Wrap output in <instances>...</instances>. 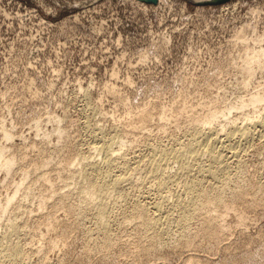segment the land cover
<instances>
[{"label": "rangeland", "instance_id": "1", "mask_svg": "<svg viewBox=\"0 0 264 264\" xmlns=\"http://www.w3.org/2000/svg\"><path fill=\"white\" fill-rule=\"evenodd\" d=\"M205 1L207 0H158L156 4L151 5L140 0H0V120L5 121L6 127L13 134L12 139L5 143L7 152L10 154L16 148L21 147L23 150L25 148V154H28V156L27 159L25 158V161L21 162L24 164L28 160H33L28 163L29 165L34 161L36 162V160L40 161L39 155H41V152L38 149L40 141L45 140L46 143H44L48 144V149H56L53 156L55 158H52L53 160H51L50 164L44 168L50 172L49 184L52 188L48 184H45L44 186L47 189L43 186L42 190L39 187L41 186V182L36 183L35 181L34 184L32 181L36 179V174L40 171L37 170L38 172L30 173L24 185L28 186L30 184L31 186H29L34 188H31L32 191L29 192L30 196L26 199L27 203L24 201L23 208L20 207L21 210L17 209L18 213L16 209L12 211L13 215H10L12 214L11 210L7 211L3 220L15 219L17 223H20L23 218V222L24 220L30 221L39 214L40 218L38 216V219L35 218L36 221H34L35 219L33 220V224L35 222L38 223L42 220L44 214L48 215L49 211L53 210L51 207L53 205L51 204L53 202L56 203L58 198V195L53 197L54 192L52 191L54 188L55 191L61 188L59 192L61 193L62 190L65 193L68 191L67 189L76 192L80 188L79 184L83 187L85 186V184H82L83 182H80L81 179L79 180V178H73L72 180V178L70 179L71 175H68L69 178H66L67 174H70L68 173L70 171L64 168V161H68L72 156L76 159L75 155L81 153L80 149L81 151L84 150L82 146L87 149L90 143L89 140L91 139L90 136L88 140L90 132L85 127L87 123L90 127L93 124L94 126L95 124L96 126L99 124L98 126L105 127L108 131H113V133L115 132L114 130L122 132L124 129V134L130 133L127 135L130 139L135 138L134 135L137 134L136 140L140 142L136 141L134 146L137 147L138 145V148L141 150L139 151L138 148L133 147L135 148V152L137 150L138 153L142 154L145 151H143V146L141 147L142 140L148 139L152 143H161L162 141L161 144L168 145L171 136L181 139L182 133L186 129H189L188 126H191L186 115L180 118L181 120L178 119L179 121L171 119L168 122H164L167 132L165 129L162 130L160 127L164 123L157 120L156 112L158 113L163 107L164 109L166 108V111L170 109L171 111H169L173 112L177 107L186 103L189 106L191 105L195 112L199 110L201 113L207 110L208 106H213L215 103L216 106L223 107L232 101H234L232 103H235L238 100L237 98L242 97V95L247 98L251 92H255L256 89L261 88L258 87L259 84L263 85L262 88L264 87V70L262 71L261 69L255 72L256 76L254 77L257 78L255 80L253 77L252 80L254 82H252L250 88L242 87L241 80L243 77L238 67L240 68L239 51H241L240 49L243 44L236 42L235 38L233 39L236 34L241 33L243 30L242 34L246 37L264 33V0H229L221 4L201 3ZM234 46L236 47L234 48ZM237 49L239 50L237 51ZM87 90L90 94L88 98H84L85 94L83 92L85 93ZM84 100L87 103L83 102ZM210 101L212 102L210 103ZM88 105L91 106L87 108ZM94 106L95 108L97 107L96 109L99 114L95 112ZM142 107L147 110L150 109V111L153 109L152 112L155 110L154 115H156L153 119L154 121L147 123L144 129H138V132H134L135 128L131 124L137 120L136 111L143 109ZM244 110H234L233 112L240 113ZM252 110V107H248L245 112L251 113ZM169 111H167L168 114ZM56 114L62 119L60 124L46 123L49 116L52 117ZM127 114L130 117H127ZM90 117L93 119L91 120ZM82 118L88 121L85 122ZM37 120L44 121L38 136H36L34 127ZM95 121L99 122L95 123ZM170 121L171 124L169 123ZM180 123H184V126ZM149 124L151 125L149 126ZM185 124L188 126L185 127ZM176 126L178 129H176ZM118 127L121 128L119 129ZM55 128L59 129L60 135L55 131ZM179 130L181 131L179 132ZM177 132L179 135L176 134ZM149 134H151V137ZM145 135H149L147 136L148 138ZM164 138H168V140L166 139L165 141ZM155 139L156 141H154ZM263 141H258L260 144L257 141L254 145L252 144V148L249 147L251 150L248 148V154L246 152L242 158V162L247 169H245V172L248 171V173L246 172L248 175L245 173V176H247V179L249 178V185L251 184L250 190L252 189V184L260 183L255 186H257L256 188L261 187L264 191V171L261 172L264 165H261L263 167L257 165L258 161L259 164L260 162L261 164L264 162V159H262L264 157V148H260L259 150V147H257V144L264 146ZM133 147L127 149L128 151L125 150L126 152L124 151L126 154L131 152L126 155H130L127 158L131 157L134 150H132ZM253 149L257 151L253 152ZM33 152H36V156ZM95 154L93 156L98 157V160L101 161V155ZM246 155L247 157H245ZM190 157H187V160L191 163V160L194 161V159ZM95 159L97 160V158ZM246 160L248 164L245 162ZM27 162L25 163L26 165L22 163L21 165L27 166L26 168L31 167V169H35L32 165L28 167ZM60 162H63L64 166L61 164L60 167ZM73 167L71 166L70 168L73 169ZM175 167L176 164H174V170L176 169ZM77 168H79V165H77ZM173 169L172 171H174ZM137 176L133 177V180L135 178L140 180L139 176ZM12 177L13 174L11 173L4 179L3 172H0L1 199L4 197L5 189H7L6 186ZM66 179L68 183L65 181ZM68 179L72 182L76 179L77 186L74 185L75 182L72 183L73 185L69 183ZM64 182L71 185L69 187L66 185V187ZM127 182L130 183V181ZM255 186H253V189ZM23 189L24 186H22L21 191L18 193L15 202L22 198ZM138 189L134 192L141 195ZM146 189L147 184L145 189L142 188L141 191ZM41 190L43 191V195L48 197L46 202L51 206L47 203L48 206L44 207V211L43 209L41 211L37 209V213L34 208L37 207L39 196L42 195ZM248 193L246 194L248 196L245 195V205L243 202H241L242 205L241 203L238 204V206H241H239L241 212L244 209L243 206H248L247 210L244 209L247 212L243 211V214L241 212L237 214L236 211L233 213V210H228L229 213L224 208L219 209V211L217 210L219 213L223 212L220 211L223 209L225 213L227 212V215L221 217L222 219L218 218V221L214 222L217 225L216 228L219 233L217 237L219 238L218 241L213 242L212 240L214 239L209 241L208 238L202 241L204 237L200 238L199 236V242L198 240L190 242V244H194L193 246L191 245L192 247L188 243L180 244L181 247L177 246L179 244L176 243L177 245L175 244L174 246L178 248L176 249L173 247L172 242V245L168 243L167 245L169 246H164L165 250L162 247L163 249L161 248L160 251L156 250V253L149 251L146 254L144 252L139 255L137 251L135 252L133 245L137 240L136 235L133 234H136V228L133 226V223L132 225L130 222H127L131 224H128L129 229L126 227L127 223L123 226L126 229L121 228V231L118 228L119 225H115L118 229L113 226V228L115 227V233L112 244H115L111 245V249H108L111 251L114 249V252L112 251L111 253L109 251V256L108 249H97L95 251L94 240H89L87 241L88 243L84 241L83 233H81L82 230L79 229L80 233L78 229L77 231H73L74 228L71 227V229L68 225H71L72 221H74H70V217L74 219V216L64 212V209H62L64 211L60 210L61 208L59 207L60 213H58L59 210L57 208H54L52 213L57 210L54 214L58 213L55 217H61L60 219L58 218V222L62 225V228L65 225L64 223H66L65 226L69 228L68 231L71 234L76 232L73 233L74 237L72 235L71 237L69 232V234L67 233V237L69 235L71 239L67 238L69 243H63L67 247L65 245L63 247L62 241H60L61 244L59 243L58 245L59 250L58 248L50 250L52 251L51 253H49L50 251H45L47 249L46 241L50 237H52L50 240L54 238L61 239L60 227L59 231L56 230L57 233L54 230L53 232H47L46 235L50 236L49 238L46 235L43 236L45 237H42L43 240H37L33 235L30 236L32 230H29V235L24 232L21 236L23 237L22 239L15 235L14 239L12 236L11 238L15 241L21 240L20 242L22 243H26V241L27 243L33 242L35 238L34 243L42 241L46 245H43V248H46L42 249V251L44 250L43 252L41 251L43 254L39 252L36 255L31 254L29 256L31 258L28 261L30 264H37L44 257L45 261L48 262L47 264H131V260H133L134 264H264V193L259 192L256 194L257 197L251 192ZM50 194L52 197L49 198ZM250 194H252L251 198ZM260 195L263 197V200ZM149 197L155 200L152 189H150ZM252 201H257V203H254L259 207L256 208L255 204L252 206ZM246 202L250 203V205H247ZM28 203L31 205L28 206ZM26 207H28L27 210ZM23 209L25 210L23 211ZM248 209L251 210L249 211ZM28 210H34L36 214L34 211H31L33 213L31 214ZM42 211L44 212L43 214L40 213ZM24 212L26 214L22 217ZM29 214L31 215L30 220H27L26 215L29 219ZM64 214L70 215V217L68 216L67 218ZM213 214L210 213V215ZM7 216L11 217L8 218ZM13 216H16V218ZM214 216H217V214L215 213ZM88 220H85V227L92 228L93 223L91 225L92 221ZM26 221L24 223H27ZM31 221L30 223H32ZM30 223L28 222L27 224L29 225ZM33 224L29 226L34 227L35 225ZM195 225L194 228L198 227L197 223ZM3 228L5 227L2 226L0 229L1 234L4 233L2 232ZM131 228L135 229L132 230ZM117 231L120 232L117 233ZM125 232L130 234H123ZM24 234L25 237L28 235L26 239L24 238ZM55 234H57L58 238H56ZM79 235H81L83 240L79 241L81 239ZM94 235L97 237L96 232H94ZM119 235H122L121 238L126 235V238H123V240L125 242L129 240L127 242L130 244L124 243L123 240L122 244ZM95 236L94 238H96ZM127 236H130L131 239ZM46 238L48 239L46 240ZM132 239H135V241ZM24 240L25 242H23ZM116 241H120V244ZM132 241L133 243L131 244ZM85 242L88 245L89 243L92 245V247H88L89 250ZM37 245H40V243ZM82 245L85 246L83 247ZM183 245L186 248L187 246L191 247L192 250H189V248L187 250ZM168 247L171 248L169 249ZM118 248L124 251H120ZM131 249L133 255L137 257H131L132 252H129ZM93 250L96 253H93ZM102 251H106L103 253L105 256H103ZM90 252L93 256H91ZM97 252H100V256L97 255ZM139 256L140 261L137 260ZM142 256L143 259L141 258ZM102 257L103 261L100 260ZM37 258H40V260L37 261ZM35 261L37 262L34 263Z\"/></svg>", "mask_w": 264, "mask_h": 264}, {"label": "bare ground", "instance_id": "2", "mask_svg": "<svg viewBox=\"0 0 264 264\" xmlns=\"http://www.w3.org/2000/svg\"><path fill=\"white\" fill-rule=\"evenodd\" d=\"M240 30H242V29H240ZM243 31L241 33L239 32L238 34H236V36L234 35L235 37H233V39L235 38L236 42L243 44L242 48L240 49L241 51H239L240 52V55H239L240 59L239 60L241 62L239 61L240 68L238 67V69H240V72L242 73V77H243L242 80L240 79L242 81V83H241L242 87L250 88V86L252 85V82H254V80H252V79L254 76H256L255 72L257 70H260V69L262 71L264 70V33L261 35H259V33H258V35L255 34V35H251L250 37H246L242 34ZM253 32L256 33L255 31H253ZM235 47L236 46H234V48ZM238 50L239 49H237V51ZM236 55H237V52H236ZM235 59H237V58H235ZM236 63H238V62H236ZM237 75H238V72H237ZM256 78L254 77L255 80H256ZM262 86L263 85L259 84L258 87H261V88L259 89L257 87L258 90L256 89L255 92H251L247 98H245L246 96L244 97L242 95V97L237 98L238 100H236L235 103H232V102H234V101H232L230 104H227L223 107L222 106H216L215 105L216 103H215L213 106L212 105H210V107L208 106L207 110L202 111L201 113L199 110H198V112H195L194 108L192 109L191 105L189 106L186 103L182 104L180 107H177V109H175V111H173V112H170L171 110L167 108L168 109L167 111L170 110L169 114L167 113L166 108L164 109V107H163V109H161V110L159 109L160 111L158 110L159 112L158 113L156 112L157 115L155 114L158 121H160L162 123H164L166 121L168 122V120H171V119L175 120V121L176 120L179 121L178 119L187 115L186 117H188L187 119H189L191 126L189 127L188 125L185 124L186 125L185 127L188 126L189 129L187 130L185 128L186 129L185 132L184 133H182L183 131L181 132L182 133L181 139L175 138V136H171V137L168 136V137H170V139H169L170 142L168 145L161 144L162 141H161V143L160 142L159 143H156V142L152 143L148 139L147 140L145 139L144 141L142 140L141 147L143 146V148H144L143 151L144 150L146 151V152L144 151L142 154L140 152L138 153L137 150L135 152L134 147H136V146H134V143H136V141H139V140H136L137 134L134 135L132 133L135 136V138L130 139L127 136L130 133L124 134V132H123L124 129L123 130L121 129L122 132H118V131L114 130L115 132L113 133V131L112 132L108 131L105 127L98 126L99 124L97 126H96V124H95V126L93 124V126L91 125V127H90V125L87 123L85 125V127H87L89 132H90L89 137L87 136L88 140L91 136V139L89 140L90 143L88 144L87 149L82 146L84 141L87 139L86 138L81 143L82 145H80V146H82V148L84 150L85 149L86 150L84 151L82 149L83 151H81V149H80L81 153H77L76 155L74 154L75 157H77L76 159L73 158L74 156H72V158L70 157L68 159V161H64L65 162L64 168H67L70 171V172H68L70 174H67L66 178H69L68 175H71L70 179L72 178V180H73V178H76V179L79 178V180L81 179L80 182H83L82 184L83 185L85 184V186L83 187L82 185L79 184L78 186L81 189L78 187L79 190H77L76 192L74 190L67 189L68 191L63 193V191L61 190V193H63V194H61L59 192L61 189L60 187H59L60 189L58 191H57V189L55 191V188H54V190L52 189L53 190L52 192H54L53 197H55V195H58L57 201L55 200L56 203L53 202L54 204L53 203L51 204L53 206H51L48 202H46L48 197L43 195L42 187L45 184H48L49 187L52 188V186L49 184V181H50L49 173L50 172L44 168L47 167L50 164L51 160H53L55 158V157L53 158V156H54L56 149H53V148H52L53 150L48 149L47 148L48 144H45L46 143L45 140L44 141L42 140L38 144V147H39L38 149L41 152V155H39L40 161L38 162L35 159L36 162L34 161L33 163L29 164V165H32V167H35V169H31V167L26 168L27 166H22L21 161H25L27 159L28 154L26 155L25 154V148L23 150V148H21V147L16 148V150H14V152L8 154L5 143L9 142L12 139L13 134H12L11 130L6 127L5 121L0 120V124H1L0 125V127H1L0 128V172H3L4 179L7 176H9L11 173L13 174L12 179L10 180V182L6 186L7 189H5L4 197L2 199L0 198V229L2 228V226L5 227L2 229V232H4V233L1 234V232H0V234H1V238H0V264H30V262H28L31 259L29 256H31V254L36 255L39 252H41L42 249L45 248V247L43 248L44 244L42 241H39L40 245H37V244H39L37 242L34 243L35 238H37V240H40V239H42L43 236L46 235L47 232H50V231L53 232V230L55 231V233H57L56 230L59 231V229L61 228L60 229L61 230V233H60L61 239H55L54 238V239L50 240V238H52V237L49 238L50 235L49 236L46 235L49 238V240H47L48 238H46L47 241L44 239L46 241V245H47V249L45 248L46 252L58 248L60 241H62L63 247L65 245L63 243H67V242L69 243V241H67V238H69V235L67 237V233L69 232L68 231L69 228H67L65 226L66 223H64L65 225H63L64 227L62 228V225L58 222L59 217H55V216H57L58 213H60V210H62V209L65 210V211L64 210H62V211L67 212L68 214H71L72 216H74V219H73L70 217V215H68L70 217V221L74 220V221H72V223L68 222L69 219H67L68 220L67 222L71 223V225H68V224L67 225L70 226V228L71 227L74 228L73 231H75V230L77 231V229L82 230L81 233H83V236H84L83 238L85 239L84 241H86V242L89 240H94L93 245L96 247L95 251H97V249H100V250H105V249L107 250L108 248L111 249V245L115 244V243L112 244L113 238H114L113 236L115 233L114 229L116 227L115 225H117V226L119 225L118 228L121 231V228H123L124 224L127 222H130L131 224L133 223L134 225L133 224L132 225L135 226V228H136V231H135L136 234L135 233H133V234L136 235L137 240H136V243L134 242L135 244H133V245H134L135 252L137 251V254H139V255H141L140 253H144V252H145L144 254H146V252L148 253L149 251L150 252L154 251L156 253V250L160 251V249L162 247L166 246L168 243L171 244L172 242H173V247L175 246L176 243L179 244V245L176 244L177 246H180V244L182 245L183 243L184 244L185 243L190 244V242H192L193 240L194 241L198 240L199 236H200V238L204 237V238H202L203 239L202 241H204V239H207V238L209 241L212 239H214V240H212L213 242L218 241L219 238H217V237L219 236V233H218V230L216 228L217 225H215L216 223H214V222H216V220L218 218L222 219L221 217H223L224 215H227L226 214L227 212L225 213L224 209H226V211L233 210L234 211V212L232 211L233 213H235V211H236V213L238 214V212L239 213L241 212V210H240L241 206L239 205L240 206L239 207L238 204L241 202H243V204H244L245 195L248 192L253 193L254 196L256 194H258L259 192L264 193V191L261 187L256 188L257 186H255V185L260 184V183L255 182L256 184L255 185L252 184V186H251L252 189L251 190L249 189L251 184L249 185V183H250V181H248L249 178L247 179L246 178L247 176H245V173L246 172L248 173V171L245 172L246 168L244 166V163L242 162L243 161L242 158L246 154L247 150L252 148L251 145L252 144L254 145V143L256 141L262 142V140H264V87L262 88ZM80 89H82V88H80ZM88 90L85 93L83 92V94H85L84 98H86V97L88 98V96L90 94V93H88ZM216 100H218V99L216 98ZM91 101H92V99H91ZM91 101H89V102H91ZM83 102H85V100ZM211 102L212 101H210V103ZM226 102H229V101H226ZM85 103H87V102H85ZM85 105H87V104H85ZM90 106L91 105H88L87 108ZM194 107H195V105H194ZM198 107H199V104H198ZM202 107H203V105H202ZM248 107L253 108L251 113L247 112V111H246L247 113L245 112L246 108L248 109ZM87 108H85V109H87ZM96 108L94 106V110ZM80 109L83 110L84 108H80ZM152 110L153 109H151V111H150V109L147 110L146 108H143V109L136 111L137 113L134 112L137 114V118H136L137 120L136 121H133L134 119L131 120V121H133V123L131 125H133V128H135L134 132L135 131L138 132L139 131L138 129H144L146 127L147 123H149L150 121H154L153 119L155 117V115H154L155 110L153 112H152ZM193 110H194V112H193ZM234 110L235 111L244 110V111L239 113V112H233ZM85 111H87V110H85ZM95 112H97V109ZM95 112L93 111L94 114H95ZM83 113H85V112H83ZM86 114H89V113H86ZM97 114H99V113L97 112ZM97 114H95V115L97 116ZM127 117H130V115H128ZM90 118H91V120L93 119L92 117H90ZM82 119L84 120V118H82ZM130 119H132V118H130ZM61 120H62L61 117H59L56 114L52 117L49 116L46 120V123H58V124H60ZM87 121H85V122H87ZM43 122L44 121H39V120H37L35 122L34 127H35L36 136L39 135L38 133L42 128ZM97 122H99V121H97ZM97 122L95 121V123H97ZM112 122H114V121H112ZM129 123H131V122H129ZM155 123H157V122H155ZM169 123L171 124V121ZM215 123H217V124L215 125ZM161 124H159V125H161ZM183 124H181V125H183ZM112 125H113V123H112ZM117 125H116V127H117ZM150 125L151 124H149V126ZM154 126L157 127V125H155V124H154ZM179 127H180V125H179ZM123 128H124V126H123ZM133 128H132V130H133ZM160 128L162 130H164L165 129V123L162 124ZM82 129H84V128H82ZM169 129H171V128H169ZM176 129H178L177 126H176ZM86 130H85V132H87ZM149 130H150V128H149ZM55 131L58 132L60 135V131L58 128H55ZM128 131H129V129H128ZM156 131H158V130H156ZM176 131H173V132H176ZM180 131L181 130H179V132ZM166 132H167V130H166ZM141 134H142V132H141ZM155 134L158 135L157 133H155ZM176 134L179 135L178 132ZM139 135H140V133H139ZM139 135H138V138H139ZM149 135L151 137V134H149ZM149 135H147V136H149ZM164 135H165V132H164ZM164 135L162 134V136H164ZM168 135H169V133H168ZM156 138H158V137H156ZM166 139L168 140V138H166ZM166 139L164 138L165 141H166ZM154 141H156V139ZM167 143H168V141H167ZM263 145H264V143H263ZM33 146H35V144H33ZM261 146L262 145L257 144V147H259V150H260V148H264V146H262V147ZM85 147H86V145H85ZM131 147H133L132 150L133 149L134 150L132 151L131 157L127 158L130 155L129 156H126V155L131 153V152L126 154L125 150H127ZM136 148H138V145ZM26 150H28V149H26ZM140 150L141 149H139V151ZM254 151H257V150L253 149V152ZM261 151H263V150L261 149ZM76 152H77V149H76ZM95 153L99 156L101 155L100 156V158H102V159H100L101 161L98 160V157L93 156V154H95ZM34 154L36 156V152ZM37 154H39V153H37ZM247 154H248V152H247ZM251 154H253V153L251 152ZM25 155H26V157H25ZM188 155L194 159V161L191 160L192 161L191 163L187 160V157L189 158ZM91 156H92V159H91ZM205 156H206V158H205ZM263 156H264V154H263ZM94 157L97 158V160ZM245 157H247V155ZM245 157H244V159H245ZM37 158H38V156H37ZM262 159H264V157ZM31 161H33V160H31ZM31 161H29V160H28V162L26 161L27 165ZM59 161H61V160H59ZM59 161H58V165H59ZM261 161L263 162V160H261ZM245 162H247V160ZM258 162H257V165H260V166L264 165L263 164L264 162L262 164H261V162H260V164ZM61 164L63 165V162H60V167H61ZM174 164H176L175 170L173 169ZM247 164H248V162H247ZM247 164H245V165H247ZM29 165H28V167H29ZM77 165H79V168H77ZM71 166L72 167L74 166L73 169L70 168ZM255 167H257V166L255 165ZM261 167H263V166H261ZM261 167H259V168H261ZM172 169L174 171H172ZM263 169H264V167L262 168V170L260 169L261 172L264 171ZM37 170L40 172L37 173L38 172ZM35 171H37L36 172L37 176L35 177L36 179H33L32 181H33V183L35 181H36V183L41 182V186H39V187H41V189H42L40 191V192H42V195L39 196L37 207L34 209H36V211H37V209H38V211H41L43 209V211H44V209L48 205L51 206L53 208V210H54V208H57L58 210H59V208H61V209L59 210V212L56 215L54 214V212L57 211L56 209H55L56 211H54L53 213H52L53 210H51V211L48 210L50 213H48V215L47 214L46 215L44 214V216L42 215L43 216L42 220L39 221L38 223L35 222L34 224H33V220L35 218H37L39 216V214H37L38 215L37 217L34 216L35 218L31 217V218H33V220L31 219L32 221L30 220L31 215L29 214V219L27 218V215H26V219L30 220L32 223H30V221H26V220H24V222L25 221L27 223L29 222L30 223L29 225L33 224V225H35L34 227H31L27 223H24L23 222L24 218L21 219L22 215L20 216V219L22 220V221H20L21 224L17 223V221L15 219H8L7 221L4 219L5 220V222H4L3 217L7 211L11 210L10 212H12L15 209L21 210V208H23L22 206L24 204V201L26 202L27 201L26 199L30 196L29 192L32 191L31 188H34V187H30L31 186L30 184H29L30 186L29 185L25 186L24 183L27 180L29 174L34 173ZM141 173H142V175H140ZM136 175H138V176L140 175L139 176L140 180H138V178H135V180H133V177H135ZM76 179H74L73 182L77 181ZM65 181H67V179ZM69 181H70L69 183H71V184L73 183L71 180H69ZM127 181H130V183H128ZM125 182H127L128 184L127 183L125 184ZM42 183H43V185H42ZM64 183H65L64 185L65 186L67 185L68 187L71 185V184L70 185L67 184L68 181H67V183L66 182H64ZM263 183H264V181H263ZM31 184H32V182H31ZM77 184L75 182L74 185L77 186ZM146 184H147V189H146L147 191L146 190L141 191L142 188L145 189ZM22 186H24L22 198L20 200H18L17 202H15V199H16L18 193L21 191ZM253 186H255L254 189H253ZM45 189H47V187H45ZM70 189H72V188H70ZM73 189H75V188L73 187ZM137 189H138V191L140 190L139 192H141V195L140 194L138 195L137 193L134 192ZM150 189H152V191H154L155 200H152L153 198L152 199L150 198L152 196L149 197ZM151 194H152V192H151ZM251 195L252 194H250V198H251ZM246 196H248V195H246ZM50 197H52L51 194H50L49 198ZM256 197H257V195H256ZM256 197H253V198H256ZM260 197H261V199L263 198L261 195H260ZM246 198H249V197H246ZM246 200H248V199H246ZM252 202H253L252 206H253V204H255L254 202L257 203V201H252ZM263 202H264V200H263ZM26 203H25V205H26ZM47 203H48V205H47ZM248 204L250 205V203H247V205ZM29 205H31V204L28 203V206ZM241 205H242V203H241ZM255 205H256V208L259 207V206H257V204H255ZM260 206H261V204H260ZM243 207H244V209L249 208L248 206L247 207L243 206ZM221 208H224L223 210H220L223 212H221V213L217 212V210L219 211V209H221ZM253 208H255V207H253ZM27 209H28V207H26V210ZM244 209L242 210V212L245 211ZM251 209H252V207H251ZM18 210H17V213H18ZM24 210L25 209H23V211ZM23 211H21V212H23ZM31 211L32 210H28L29 213H31ZM38 211H37V213H38ZM43 211L40 213L43 214L44 213ZM212 211H214V212H212ZM245 212H247V211H245ZM34 213L36 214L35 211H34ZM210 213H214V214L210 215ZM215 213L217 214V216H214ZM13 214L14 213L12 212V214H10V215H13ZM25 214L26 213L24 212L22 217H24ZM31 214H33V213H31ZM16 216H17V214H16ZM16 216H13V217L16 218ZM66 216L67 215H65V217ZM68 216H67V218H68ZM9 217H11V216H9ZM39 218H40V216H39ZM62 218H64V217H62ZM20 219H18V220H20ZM86 219H89L88 221H90V220L92 221V222L90 221L91 225L93 223L92 228L91 227L90 228L85 227V225H86L85 220ZM34 221H36V219ZM61 221H63V220H61ZM130 223L126 224L127 228L129 225H131ZM196 223L198 224V227L194 228V225ZM113 226H115V227L113 228ZM30 227H31V229H30ZM5 229H7V230H5ZM71 229H70V231L73 232ZM123 229L125 230L126 228H123ZM134 229H132V230H134ZM29 230L30 231L32 230L30 236L33 235L35 237L33 242L31 241L30 243L29 242L27 243V241H26V243H22V242H20L21 240L20 241L19 240L18 241L13 240L14 235L17 237L19 236L22 239L23 238V237H21L22 234L24 232H26V234H28ZM80 230H79V233H80ZM120 231H117V233ZM94 232L97 233V237L95 236L96 234L94 235L96 238H94V236H93ZM132 232H134V231H132ZM73 233H76V232H73ZM73 233L72 234L70 233V236L71 235L73 236L74 235ZM127 233L125 232L123 234H127ZM128 234H130V233H128ZM55 235L57 236V234H55ZM11 236L13 239L11 238ZM79 236L81 237V235H79ZM121 236H120V238H121ZM124 236L125 237H123V238H126V235H124ZM26 237L24 234L25 239H26ZM75 237H76V235H75ZM127 237H129V239H131L130 236H127ZM136 237H135V239H136ZM43 238H45V237H43ZM56 238H58V236ZM83 238L81 237V239L79 241L83 240ZM123 238H121L122 244H123V242H122ZM30 239H33V238L31 237ZM135 239H132V240L135 241ZM141 240H142V242H141ZM75 241H76V239H75ZM127 241H129V240H127ZM127 241L126 242L124 241V243L128 244L129 242H127ZM133 241L131 242V244L133 243ZM145 241L147 242L146 246H145V244H146ZM23 242H25V240ZM86 242H85V245L88 243V242L87 243ZM119 242H117V243H119ZM198 242H199V240H198ZM46 245H44V246H46ZM191 245L193 246L194 244H190V246ZM65 246L67 247V245H65ZM90 246L92 247V245H90V243H89V245L87 246L88 250H89L88 247H90ZM116 246H117V244H116ZM167 246H169V245H167ZM60 247H61V245H60ZM191 247L187 246V248L186 247L185 248L187 250L189 248V250H190ZM174 248L178 249L177 247H174ZM185 248H183V249H185ZM87 249H85V250L88 252ZM110 249H108V252L110 251L112 253V251L114 249H112V251ZM128 249H130V248H128ZM58 250H59V248H58ZM85 250H84V252H85ZM119 250L122 251L123 249L122 250L119 249ZM163 250H165V247ZM173 250H175V249H173ZM95 251L93 250V253H96ZM46 252H44V253H46ZM51 252L52 251H50L49 253H51ZM91 252H92V249H91ZM91 252H90V254H91ZM104 252H106V251H102V254ZM110 252H109V256H110ZM129 252H132V249L129 250ZM135 252H134V254H136ZM99 253L97 255H99ZM125 253L128 254L127 252H125ZM46 254H45V256L48 257V255H46ZM150 254H148V255L150 256ZM125 255H124V257H126ZM91 256H93V255L91 254ZM103 256H105V255L103 254ZM133 256L137 257V256L133 255V252H132L131 257H133ZM149 256H147V257H149ZM43 257H44V255H43ZM131 257L129 256L130 260H131ZM28 258H29V260H28ZM87 258H89V257H87ZM123 258H122V260L124 261ZM141 258L143 259V256ZM106 259H107V257H106ZM139 259H140V256L138 257L137 260H139ZM39 260H40V258L37 261H39ZM100 260L103 261V257ZM134 260H136V259H134ZM190 260L192 261V259H190ZM37 261H35L34 263H36ZM131 261L133 262V260H131ZM45 262L46 261H45V257H44V259L42 258L40 260V262H37V264H47L48 263V262H46V263ZM132 262H131V264H132ZM133 264H134V262H133Z\"/></svg>", "mask_w": 264, "mask_h": 264}, {"label": "water", "instance_id": "3", "mask_svg": "<svg viewBox=\"0 0 264 264\" xmlns=\"http://www.w3.org/2000/svg\"><path fill=\"white\" fill-rule=\"evenodd\" d=\"M140 1H143L147 4L154 5L157 3L158 0H140ZM228 1L229 0H207V1L201 2V3H204V4H221V3L228 2Z\"/></svg>", "mask_w": 264, "mask_h": 264}]
</instances>
